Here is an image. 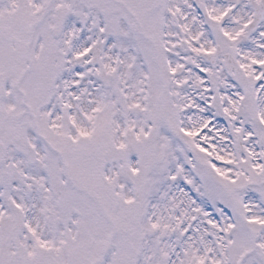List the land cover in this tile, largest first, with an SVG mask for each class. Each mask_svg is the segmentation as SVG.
<instances>
[{
  "label": "snow or ice",
  "instance_id": "obj_1",
  "mask_svg": "<svg viewBox=\"0 0 264 264\" xmlns=\"http://www.w3.org/2000/svg\"><path fill=\"white\" fill-rule=\"evenodd\" d=\"M0 264H264V0H0Z\"/></svg>",
  "mask_w": 264,
  "mask_h": 264
}]
</instances>
